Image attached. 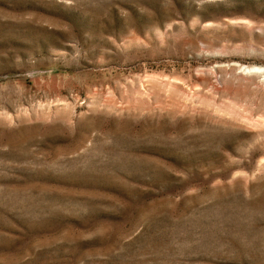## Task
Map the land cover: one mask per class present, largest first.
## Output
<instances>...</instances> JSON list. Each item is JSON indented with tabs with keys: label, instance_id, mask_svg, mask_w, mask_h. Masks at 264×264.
<instances>
[{
	"label": "rangeland",
	"instance_id": "obj_1",
	"mask_svg": "<svg viewBox=\"0 0 264 264\" xmlns=\"http://www.w3.org/2000/svg\"><path fill=\"white\" fill-rule=\"evenodd\" d=\"M0 264H264V0H0Z\"/></svg>",
	"mask_w": 264,
	"mask_h": 264
}]
</instances>
